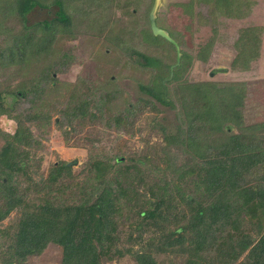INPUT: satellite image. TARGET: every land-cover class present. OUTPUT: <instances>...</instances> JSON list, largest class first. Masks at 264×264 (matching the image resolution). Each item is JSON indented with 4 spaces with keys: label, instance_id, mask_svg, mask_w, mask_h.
<instances>
[{
    "label": "rangeland",
    "instance_id": "rangeland-1",
    "mask_svg": "<svg viewBox=\"0 0 264 264\" xmlns=\"http://www.w3.org/2000/svg\"><path fill=\"white\" fill-rule=\"evenodd\" d=\"M155 1H105L106 7L98 16L102 18L98 25L105 23L101 33L89 31L81 22L77 28L71 26V33H57L50 52H40L20 62L0 60V152L16 135L14 116L36 111L49 115L44 125L22 119L23 130L27 127L29 132L25 133L30 135L21 137L28 143L14 142L20 170L6 169L0 178L22 200L0 221V261L12 243V237L4 232L14 230L25 204H73L86 195L95 198L97 185L107 182L124 190L118 202L122 210L116 220L118 246L130 248L134 254L149 251L157 264H186L185 245L159 250L158 242L151 240L185 235L179 228L186 222L167 225L162 233L149 227L147 221L142 223L137 214L143 204L141 195L153 199L166 185L176 198L174 186L178 184L187 197L200 199V190L195 186L197 158L186 147L188 122L181 95L186 84L205 83L213 93V101L228 118L223 124L225 132H211L204 125L198 126L196 135L206 140H226L235 133L254 134L264 149V127H257L264 123V80L231 69L234 59L241 60V50H248L250 45L258 47L261 42L264 0ZM66 6V0H54L45 6L37 0H0V59L15 44V36L36 24L49 27L62 17ZM71 12L69 8L67 14ZM150 14L178 50L154 34L147 23ZM93 17L96 16H88L89 23ZM111 29L122 39L117 45L103 38ZM254 38L258 41H252ZM246 39L248 44L243 42ZM59 51L73 58L67 70L49 72L54 79L45 82L41 91H35L38 96L29 95V81L39 77ZM79 99H86L87 112L75 117L64 133L56 124L58 110L68 102L72 108ZM128 109L132 111L127 113ZM113 115L120 118L118 125L107 123ZM98 162L109 165L99 176ZM56 165L67 166L70 171L64 170L50 181ZM191 166L194 171L187 175ZM124 167L129 170L124 171ZM4 200L0 191V205ZM181 205L178 203L176 212ZM213 235L221 236L218 241L224 238L228 244L224 232ZM211 253L216 255L215 249ZM61 257L62 247L48 243L40 254L29 256L25 264H61ZM100 264L136 262L132 254H124L102 256Z\"/></svg>",
    "mask_w": 264,
    "mask_h": 264
},
{
    "label": "trees",
    "instance_id": "trees-1",
    "mask_svg": "<svg viewBox=\"0 0 264 264\" xmlns=\"http://www.w3.org/2000/svg\"><path fill=\"white\" fill-rule=\"evenodd\" d=\"M37 1L45 6L54 0ZM71 1L66 0L67 6L62 17L53 21L49 27L36 24L24 34L15 36V44L7 48H11L7 54H4L7 49H3L4 55L0 60L3 63L16 60L20 62L40 52H50L57 33H71L72 28H77L81 22L86 24L89 31L94 29L97 34L101 33L105 23L101 22L99 26L102 18L98 16L102 15L103 8L106 7L104 3L109 0H84L75 5ZM69 8H72V12L67 14ZM89 15L96 16L90 19V23L87 20ZM37 32L40 35H36ZM111 34L114 36H110ZM103 38L109 43H116L115 45L122 40L112 29ZM252 41L258 40L254 38ZM245 42L248 43L249 40L246 39ZM249 47L256 52L257 46ZM240 54L241 58L246 57L245 60L251 58L242 51ZM72 59L68 52H57L39 77L29 81L28 94L38 96L35 91H41L45 82L54 79L49 76V72L66 71ZM181 90L188 122L186 147L197 158L195 186L200 190V199L187 197L178 184L174 186L178 194L176 198L169 192V185H166L153 199L141 195L143 204L138 207L137 214L142 217V223L147 221L149 227L160 229L162 233L167 225L178 226L186 222L184 227L179 228L185 235H176L163 241H160L161 237L151 238L152 242H158L159 250L185 245L188 256L186 264H264V149L259 146L261 140L254 134L244 133L231 134L226 140L201 139L195 131L198 126L207 125L211 132L223 133V124L228 118L213 101V93L205 83L186 84ZM70 103L58 110L60 117L56 124L61 130L71 126L75 117L87 112L86 99H79L72 108ZM129 111L132 110L128 109L127 113ZM21 116H14L18 124L16 135L12 136V141L0 152V178L6 173V169L20 170L15 161L14 142L28 143L23 138L30 135L25 133L29 132L27 127L23 130L22 119L33 121L36 125H44L49 120L48 114L41 115L37 111L20 118ZM119 122L120 118L114 115L107 118L109 125H118ZM257 127L263 128L264 123ZM108 166L96 163L99 169L97 176ZM64 170L70 171V168L54 166L49 180H56ZM128 170L129 167H124V171ZM193 171L191 166L185 173L188 175ZM131 190L134 191L135 187ZM0 191L5 199L0 205L1 221L22 200L4 182H0ZM123 193L120 185L113 188L110 183L104 182L97 185L95 198L86 195L76 203L65 205L51 201L38 206L25 204L14 224V230L4 232L12 237V243L7 247L6 256L0 264H25L29 256L40 254L48 243L62 247L61 264H100L102 256L124 254H132L136 264H157L151 252L134 254L130 248H122L117 244L116 220L122 210L118 202ZM128 198L131 199L132 196ZM178 203L183 206H179L181 209L176 212ZM221 231L225 233L228 244L224 238L221 242L218 241L221 236L213 235L214 232ZM225 244L227 247L223 249ZM212 249H215L214 256L211 255Z\"/></svg>",
    "mask_w": 264,
    "mask_h": 264
},
{
    "label": "crops",
    "instance_id": "crops-1",
    "mask_svg": "<svg viewBox=\"0 0 264 264\" xmlns=\"http://www.w3.org/2000/svg\"><path fill=\"white\" fill-rule=\"evenodd\" d=\"M260 41L261 42L259 43L256 52L250 47L246 51H244L245 49L241 50L242 53L251 56V58L249 57L247 60H245L246 57L244 56L245 58H241L240 61H235L236 59H234L231 69H237V73H247L249 78L251 77L255 79L257 78L258 80H264V29L262 39ZM243 42L247 43L244 40ZM232 72H234V70H232Z\"/></svg>",
    "mask_w": 264,
    "mask_h": 264
},
{
    "label": "water",
    "instance_id": "water-1",
    "mask_svg": "<svg viewBox=\"0 0 264 264\" xmlns=\"http://www.w3.org/2000/svg\"><path fill=\"white\" fill-rule=\"evenodd\" d=\"M159 0H156L155 2H158ZM149 24L154 32V34H158L160 36H162L164 39H166L167 41H169L170 43H173L174 46L176 47L177 49V45L176 43L173 41V39L169 36V34L164 31L163 29L157 27L154 23V19H153V15L150 14L149 16ZM178 50V49H177ZM179 54V53H178ZM179 56V55H178ZM179 59V58H178Z\"/></svg>",
    "mask_w": 264,
    "mask_h": 264
}]
</instances>
